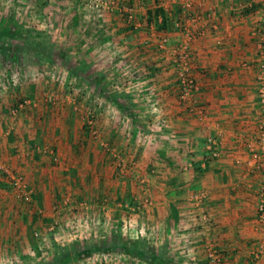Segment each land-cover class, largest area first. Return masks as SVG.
<instances>
[{
	"label": "crops",
	"instance_id": "1",
	"mask_svg": "<svg viewBox=\"0 0 264 264\" xmlns=\"http://www.w3.org/2000/svg\"><path fill=\"white\" fill-rule=\"evenodd\" d=\"M189 1L193 14L203 19L198 27L204 34L190 45L191 73L198 86L193 99L202 109L199 113L188 112L177 101L171 57L158 54L155 48L156 43L160 44V41L155 43V39L163 33L152 34L151 29L138 40L131 30L122 26L108 31L110 39L105 44L110 50V66L104 68L107 81L111 80L113 85L120 75L119 81H125L127 89L132 87L138 92L129 97L117 94V97H108L111 109L109 105L100 111L98 127L102 131L106 129L110 142L118 143L122 130H132L139 123L130 118L137 116L141 120L143 117L140 104L149 103V91L157 96L159 112L155 115L159 123L141 124L149 136V139L144 138L150 143L144 150H138L136 159L139 168L136 173L147 179L153 200V208L143 217L145 224H142L144 219L140 223L152 234L140 240L118 233L120 225L116 229L111 221L113 214L109 217L107 213L108 221L101 226L106 231L103 237L97 235V229L89 227H92L90 232L93 230L92 241L100 249L78 250L83 253L78 257L84 259L80 264H94L99 258L108 264H212L207 255L208 246L217 250L222 264H249L251 255L264 247V226L257 217L264 169L251 161L250 147L264 120L255 80L258 48L250 37L259 21V5L257 0ZM179 3L176 8L183 9L182 1ZM182 12L184 14L178 10L179 15ZM165 35L170 49L184 41L177 30ZM142 49L147 53H142ZM121 58L130 65L120 67L118 60ZM143 64L152 67L141 68ZM92 84L98 86L101 82ZM119 114L124 119L120 124L116 123ZM209 139L216 145L211 150L207 148ZM122 142L118 146L125 147L126 143ZM149 170H153L152 174ZM26 172L29 178L31 172L27 167ZM136 178L131 176L126 182L117 184L114 180L107 189L106 196L112 201L114 213L121 211L117 207L125 200L134 203L139 193V187H134ZM44 189L36 195L47 208L49 192ZM1 207L0 244L8 247L1 249L0 259L22 260L23 256L19 255L34 252L35 244L28 233L31 219L12 225L3 218L8 212L12 214L14 208ZM11 249L17 251L15 255ZM73 249L71 247L67 258L75 262ZM99 251H104L103 255ZM3 254L6 256L2 257ZM262 262L264 264V257Z\"/></svg>",
	"mask_w": 264,
	"mask_h": 264
},
{
	"label": "rangeland",
	"instance_id": "2",
	"mask_svg": "<svg viewBox=\"0 0 264 264\" xmlns=\"http://www.w3.org/2000/svg\"><path fill=\"white\" fill-rule=\"evenodd\" d=\"M94 1L0 0V162L22 176L33 190L31 201H22L10 181L0 173V208L1 205L14 208L12 214L8 212L3 218L12 225L31 219L33 226L29 225L28 233L35 244L34 252L19 255L24 259H0V264H80L84 259L78 257L83 255L78 250L100 249L91 236L96 229L97 235L103 237L106 234L101 226L108 221L107 213L109 217L113 214L111 221L116 229L120 225L118 233L140 240H145L148 233L152 234L142 226L146 222V212L153 208V200L147 179L136 173L139 169L136 159L138 150H144L150 143L149 136L143 131L145 127L141 126L159 123V117L155 115L159 112L157 96L154 91H149L148 104L153 111L148 104H140L144 114L141 120L137 116L130 118L139 123L132 130H122L118 143L110 142L106 129L102 131L98 127L100 111L109 105L111 109L108 97L133 96L138 89L130 86L127 89L125 81H119L120 75L117 76L119 83L111 85V80L107 81L104 68L110 66V50L105 42L110 39V30L116 26L131 30L139 40L151 29L152 34H167L173 30L181 33L180 26L189 28V18L199 15L193 14L190 7L176 8L179 2L189 0H160L170 19L167 29L158 31L154 20L149 26L146 22V12H152L158 6L154 0H115L114 10L107 6L96 7ZM128 9L133 10V23L127 22ZM178 10L184 14L179 15ZM8 19L16 25L7 26ZM160 40L155 39V43ZM169 44L167 41L166 46ZM156 45L158 54L170 58L167 48L163 50L159 48L160 44ZM141 51L147 53L144 49ZM118 61H121L120 67L130 65L125 58ZM132 76L138 74L132 73ZM95 81L101 84H92ZM175 85L177 90V82ZM112 108L117 111L116 107ZM109 120L112 122L114 118ZM122 120L119 114L116 123L120 124ZM119 142L126 146H118ZM26 167L31 172L29 178ZM149 171L152 174L153 170ZM131 176H137L138 182H133L134 187H139V193L134 203L125 200L117 207L121 211L114 213L106 191L114 180L116 184L126 182ZM32 177H35L33 183ZM44 187V191L49 192L47 208L36 195ZM141 219H144L142 224ZM6 247L0 244V251ZM71 247H74L75 262L66 257L70 256ZM11 250L15 255L17 251ZM255 256H258L257 262L263 264L264 247L255 251L251 259ZM95 263L108 264V261L99 258Z\"/></svg>",
	"mask_w": 264,
	"mask_h": 264
},
{
	"label": "built area",
	"instance_id": "3",
	"mask_svg": "<svg viewBox=\"0 0 264 264\" xmlns=\"http://www.w3.org/2000/svg\"><path fill=\"white\" fill-rule=\"evenodd\" d=\"M184 2V1H183ZM185 1L183 3V9L189 8L191 5ZM259 5L257 13L259 14V21L255 28L250 32L252 39L256 41L258 48V59H257V75L256 83L258 85V98L261 113L264 117V0H257ZM115 0H95L94 4L96 7L107 6L110 10H114ZM111 5V7L109 6ZM133 10L128 9L126 11L127 22L133 23L134 16L132 15ZM191 22L189 28L187 26H180L181 34L184 36V41L174 48L170 49L166 46L167 36L163 34L160 38L159 48L166 50L170 54L173 68L176 74L177 82V100L185 105V108L190 113L201 112V108L194 102L193 96L198 90V86L194 75L191 73V64L193 63L192 52L190 51V43L192 40L202 36L204 34L201 29H199L198 24L203 21L201 16H195L189 18ZM205 21V20H204ZM178 27V26H177ZM158 34V33H157ZM150 94V92H149ZM148 96V95H147ZM150 98V96H148ZM20 107V106H19ZM16 110V109H15ZM17 111V110H16ZM14 114V112L12 113ZM254 141L252 142L251 147V158L252 162H255L256 165H259V168L264 169V120L258 128V133L255 136ZM215 145L213 139L207 141V148L211 150ZM254 166V165H253ZM0 173L7 178L16 194L22 201L30 202L33 197V190L25 182L24 178L19 174L14 173L10 170L9 167H6L0 162ZM261 199L257 206V217L259 223L264 226V175L261 184ZM207 255L211 263L213 264H222L220 254L212 246L207 247ZM258 256L252 258L249 264H259L257 262Z\"/></svg>",
	"mask_w": 264,
	"mask_h": 264
},
{
	"label": "trees",
	"instance_id": "4",
	"mask_svg": "<svg viewBox=\"0 0 264 264\" xmlns=\"http://www.w3.org/2000/svg\"><path fill=\"white\" fill-rule=\"evenodd\" d=\"M154 2L158 5L155 10H153L152 12H146V22L149 25H151L152 20H154V24H155V29L158 31H165L167 29V25H168V20L170 19L168 17V15L165 13V11L163 10V8L160 5V0H154ZM253 6H251L250 9H252ZM150 23V24H149ZM6 24L7 26H14L16 25L15 23H13V20H6ZM16 29V28H15ZM132 29V28H131ZM18 30V28L16 29ZM16 109L18 107V105L16 104ZM64 253V250H61ZM61 251H59L58 253H56V255H58ZM55 255V256H56ZM66 257H70V256H66ZM58 259V258H57Z\"/></svg>",
	"mask_w": 264,
	"mask_h": 264
}]
</instances>
